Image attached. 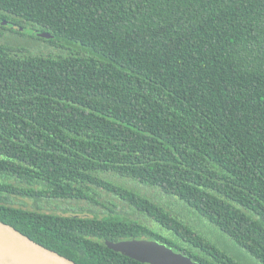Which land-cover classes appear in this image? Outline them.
I'll return each mask as SVG.
<instances>
[{
    "label": "trees",
    "instance_id": "obj_1",
    "mask_svg": "<svg viewBox=\"0 0 264 264\" xmlns=\"http://www.w3.org/2000/svg\"><path fill=\"white\" fill-rule=\"evenodd\" d=\"M113 178L264 264V0H0V222L75 264H141L106 246L130 239L241 264ZM97 188L150 225L40 209Z\"/></svg>",
    "mask_w": 264,
    "mask_h": 264
},
{
    "label": "rangeland",
    "instance_id": "obj_2",
    "mask_svg": "<svg viewBox=\"0 0 264 264\" xmlns=\"http://www.w3.org/2000/svg\"><path fill=\"white\" fill-rule=\"evenodd\" d=\"M29 36V35H28ZM30 37V36H29ZM30 40V47L34 50H31V53L42 54L44 52L43 46L40 45V42L33 40L32 37ZM19 41V40H17ZM21 44L22 41H19ZM34 45V46H33ZM112 180V179H111ZM114 184H118L127 189H133L140 191L141 194H145L148 197L153 196L157 200H161L162 203L169 206V210L174 212L175 216L183 221V223L189 226L194 232L208 239L213 245L218 247L220 250H224L241 264H261L257 259L251 256L245 250L239 248L233 241L230 240L225 234H223L218 228L213 224L209 223L206 219L199 216L193 209L186 206L183 202L176 201L174 198L162 194L159 189L151 188L148 186L139 187L136 186L135 182H129L126 179L113 178ZM139 184V183H138ZM141 185V184H140ZM98 195L94 196L96 201L99 204L86 203V202H73V201H53V200H40L41 210L46 213L62 214L66 210V214L70 215L72 212H80L82 217H93V215L98 214L99 216L104 215L108 212L106 208H103L100 204L110 207L113 212L119 213L126 217L127 219H132L140 223H147L150 225V221L146 220L144 216L138 212H135L129 207L125 202L120 201L118 198L113 197L111 194L107 193L103 188H97ZM15 202H23L26 205V209L32 210L34 208L33 202L28 199H14Z\"/></svg>",
    "mask_w": 264,
    "mask_h": 264
},
{
    "label": "water",
    "instance_id": "obj_3",
    "mask_svg": "<svg viewBox=\"0 0 264 264\" xmlns=\"http://www.w3.org/2000/svg\"><path fill=\"white\" fill-rule=\"evenodd\" d=\"M39 37L49 35L38 33ZM106 246L141 264H199L164 244L147 239L107 242ZM0 264H75L0 222Z\"/></svg>",
    "mask_w": 264,
    "mask_h": 264
}]
</instances>
